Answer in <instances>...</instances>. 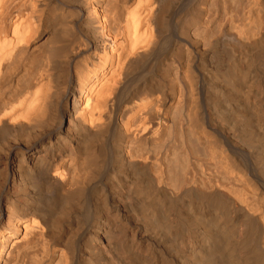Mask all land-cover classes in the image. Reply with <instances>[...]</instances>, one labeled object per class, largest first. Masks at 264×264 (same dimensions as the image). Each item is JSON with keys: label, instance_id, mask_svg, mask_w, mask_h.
Returning <instances> with one entry per match:
<instances>
[{"label": "bare ground", "instance_id": "bare-ground-1", "mask_svg": "<svg viewBox=\"0 0 264 264\" xmlns=\"http://www.w3.org/2000/svg\"><path fill=\"white\" fill-rule=\"evenodd\" d=\"M0 264H264V0H0Z\"/></svg>", "mask_w": 264, "mask_h": 264}, {"label": "rangeland", "instance_id": "rangeland-1", "mask_svg": "<svg viewBox=\"0 0 264 264\" xmlns=\"http://www.w3.org/2000/svg\"><path fill=\"white\" fill-rule=\"evenodd\" d=\"M55 13V12H54ZM54 13H53V11H51V10H49L48 12H47V16H48V18L50 17V18H54L55 16H56V13H55V15H54ZM47 23H49V21L47 20ZM48 25V24H47ZM53 26V25H52ZM49 27V26H48ZM54 27V30L53 31H55L56 30V28H57V26L55 25V26H53ZM49 29V28H48ZM50 31H52V29L50 30Z\"/></svg>", "mask_w": 264, "mask_h": 264}]
</instances>
